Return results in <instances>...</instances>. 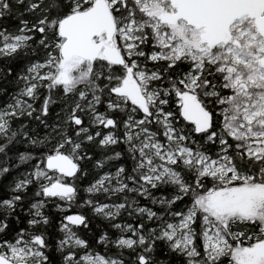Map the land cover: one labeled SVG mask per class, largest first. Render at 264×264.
I'll use <instances>...</instances> for the list:
<instances>
[{
	"label": "snow or ice",
	"instance_id": "obj_1",
	"mask_svg": "<svg viewBox=\"0 0 264 264\" xmlns=\"http://www.w3.org/2000/svg\"><path fill=\"white\" fill-rule=\"evenodd\" d=\"M0 264H264V0H0Z\"/></svg>",
	"mask_w": 264,
	"mask_h": 264
}]
</instances>
